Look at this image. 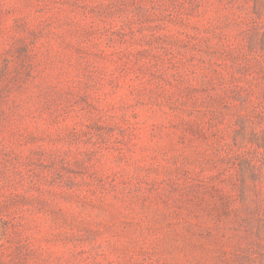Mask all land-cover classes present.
<instances>
[{"label":"rangeland","instance_id":"374dc122","mask_svg":"<svg viewBox=\"0 0 264 264\" xmlns=\"http://www.w3.org/2000/svg\"><path fill=\"white\" fill-rule=\"evenodd\" d=\"M0 264H264V0H0Z\"/></svg>","mask_w":264,"mask_h":264}]
</instances>
